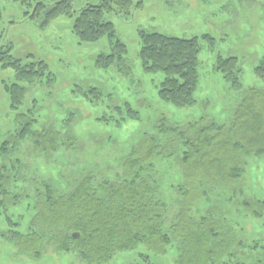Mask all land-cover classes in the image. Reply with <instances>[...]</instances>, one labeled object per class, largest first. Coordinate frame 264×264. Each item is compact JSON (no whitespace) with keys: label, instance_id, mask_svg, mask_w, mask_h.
Segmentation results:
<instances>
[{"label":"trees","instance_id":"1","mask_svg":"<svg viewBox=\"0 0 264 264\" xmlns=\"http://www.w3.org/2000/svg\"><path fill=\"white\" fill-rule=\"evenodd\" d=\"M29 1L34 3L26 19L39 22L43 29L58 17H71L77 11L72 33L79 43L107 38L111 48L96 56L95 66L116 67L122 75L131 73L128 47L117 38L113 23L104 20V15L115 11L129 17L143 8L147 0H99L78 9L76 0H21L23 4ZM138 35V59L143 72L163 74L158 85L159 98L177 107L194 105L200 40L204 39L213 50L215 38L208 33L182 38L145 30ZM0 67L10 68L17 79L3 82L10 108L16 113L14 133L0 143V206L7 212L11 206L28 200L33 210L24 231L19 221L9 214L4 216L6 229L0 230V236L11 242L18 253L39 258L47 248H52L61 253L73 251L87 264H103L116 252L133 249L140 242L164 252L174 239L179 248L177 264H264V244L256 239L248 241L228 223L226 211L215 204L220 195H228L227 201H231L242 194L241 179L248 156L264 157V89H245L227 124L203 115L183 125H172L161 115L157 134L145 133L120 162L113 177L95 182L92 173H85L64 191L47 179L35 180V187L24 195L11 183V177L18 178L21 166L18 159L10 158L19 143L31 140L34 148L48 159L60 146L75 149L77 138L68 121L62 140L51 123L36 128L35 100L34 105L18 112L25 101L26 84L54 80L45 60L33 54L17 58L12 54V43H8L0 46ZM214 69L232 88H242L238 57L218 54ZM254 73L264 80V57ZM73 92L81 93L93 103L103 98L102 91L93 86L77 87ZM113 111L120 117L115 120L117 127L126 120L139 118L129 102L114 107ZM161 135H168L163 144L157 142ZM159 157L173 158L179 168L178 184L173 186L179 204L170 217L168 203L161 194L162 176L155 166ZM210 200L213 204L195 216L197 207ZM239 204L252 216H264V199L243 198Z\"/></svg>","mask_w":264,"mask_h":264},{"label":"rangeland","instance_id":"2","mask_svg":"<svg viewBox=\"0 0 264 264\" xmlns=\"http://www.w3.org/2000/svg\"><path fill=\"white\" fill-rule=\"evenodd\" d=\"M98 1L76 0L75 8ZM28 3L0 0V46L12 43L13 56L25 59L33 54L45 60L54 74V80L26 84L25 101L18 112L34 105L35 100L38 105L36 128L51 123L60 132L62 140L68 121L77 143L75 149L67 150L60 146L46 159L34 148L31 140L21 141L10 157L21 163L18 178L11 177V183L24 195L35 187V180L47 179L64 191L85 173H92L95 182L113 177L120 169V162L145 133L157 134L156 126L161 115H165L172 125H183L203 115L219 124H227L245 89H264V80L254 73V68L264 57V0H147L143 8L136 9L129 17L115 11L105 12L104 20L113 23L117 38L128 47L129 75L120 74L116 67L102 69L95 66L96 56L109 52L111 48L107 38L79 43L72 33L77 11L71 17H58L43 29L39 22L26 19L25 15L30 12L34 1ZM140 30L182 38L208 33L215 38L213 50L204 39L200 40L194 105L177 107L159 98L158 85L163 74L143 72L138 59ZM218 54L238 57L241 89L232 88L214 69ZM3 82H17L10 68L0 67V143L14 133L13 117L16 113L10 108ZM91 86L102 91L101 101L93 103L81 93L73 92L77 87L87 89ZM124 102H129L138 111L139 118L126 120L117 127L115 120H120V117L113 108L122 106ZM102 117L110 120H99ZM167 137L158 136L157 142L163 144ZM172 159L159 157L155 162L162 176L161 194L168 203V217L174 214L179 204V196L173 189L178 184L179 168ZM241 181L242 194L231 201H227L228 195H220L215 204L226 211L228 223L240 230L248 241L256 239L264 244V216H252L239 204L243 198L264 199L263 156L247 157ZM28 202L22 200L18 206L8 208L7 212L0 206L1 231L6 229L5 214L19 221L22 231L27 229L33 214ZM212 202L202 203L194 215L204 213V207L211 206ZM178 254L179 248L174 239L164 252L140 242L133 249L116 252L109 262L103 264H177ZM0 264L87 263L73 251L61 253L52 248H47L41 257L32 258L18 253L11 242L0 236Z\"/></svg>","mask_w":264,"mask_h":264}]
</instances>
